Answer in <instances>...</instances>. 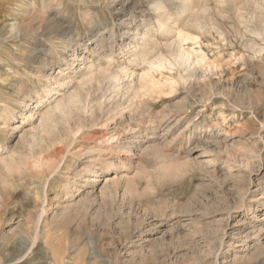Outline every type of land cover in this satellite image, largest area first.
Returning <instances> with one entry per match:
<instances>
[{"label": "rangeland", "instance_id": "1", "mask_svg": "<svg viewBox=\"0 0 264 264\" xmlns=\"http://www.w3.org/2000/svg\"><path fill=\"white\" fill-rule=\"evenodd\" d=\"M0 264H264V0H0Z\"/></svg>", "mask_w": 264, "mask_h": 264}, {"label": "bare ground", "instance_id": "2", "mask_svg": "<svg viewBox=\"0 0 264 264\" xmlns=\"http://www.w3.org/2000/svg\"><path fill=\"white\" fill-rule=\"evenodd\" d=\"M14 26V25H13ZM13 26H12V28H13ZM164 27H165V25H164ZM163 27V28H164ZM15 28V27H14ZM128 33V32H127ZM146 36H147V34H146ZM134 38V37H133ZM137 38V37H136ZM181 38V37H180ZM135 39V38H134ZM134 41V40H133ZM176 58V57H175ZM174 58V59H175ZM203 60V59H202ZM202 60H200V59H198L197 57L195 58L194 57V54L192 53V52H186V51H181L180 53H179V55H178V57L176 58V64H179L180 66H182L183 68L185 67V68H187V69H189V70H193L194 68H195V66H197V65H199V64H201V62H203ZM175 61H174V63H175ZM151 64V66H153V67H156V68H158V69H160V68H163V67H165L166 65H171L172 64V61L171 60H167V59H165V58H161V59H159V60H156V61H154V62H152V63H150ZM155 68V69H156ZM151 74H149V73H146V74H144L143 76H141V77H139V78H137L138 79V81L137 82H139V87H138V90H140V91H143L144 89H146V87L149 85V82H150V78H149V76H150ZM129 78H130V76H128ZM118 79V78H117ZM121 79V78H120ZM132 81H134V79L132 80ZM136 81V80H135ZM137 82H135V83H137ZM151 83V82H150ZM134 86H135V84H134ZM132 88V87H131ZM134 89V88H133ZM139 91V92H140ZM140 98H141V96H140ZM139 98V99H140ZM151 121V120H150ZM154 121V120H153ZM155 123V122H154ZM154 125V124H153ZM158 125V124H157ZM126 148V147H125ZM127 151V150H126ZM123 152V151H122ZM128 152L130 153V151L128 150ZM127 153V152H126Z\"/></svg>", "mask_w": 264, "mask_h": 264}]
</instances>
